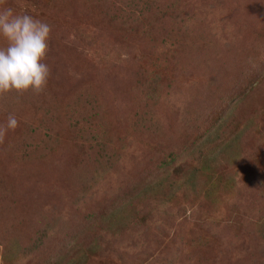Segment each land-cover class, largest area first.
<instances>
[{
  "label": "rangeland",
  "instance_id": "obj_1",
  "mask_svg": "<svg viewBox=\"0 0 264 264\" xmlns=\"http://www.w3.org/2000/svg\"><path fill=\"white\" fill-rule=\"evenodd\" d=\"M0 8L51 27L0 94V264H264V0Z\"/></svg>",
  "mask_w": 264,
  "mask_h": 264
},
{
  "label": "clouds",
  "instance_id": "obj_2",
  "mask_svg": "<svg viewBox=\"0 0 264 264\" xmlns=\"http://www.w3.org/2000/svg\"><path fill=\"white\" fill-rule=\"evenodd\" d=\"M51 27L31 15H18L11 8H0V94L11 91H41L47 84L50 68L45 63ZM18 126L8 117L0 133Z\"/></svg>",
  "mask_w": 264,
  "mask_h": 264
}]
</instances>
